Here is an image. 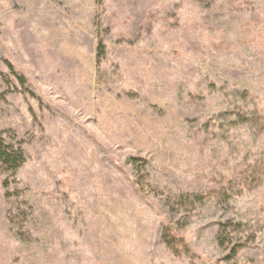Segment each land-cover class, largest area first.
I'll return each mask as SVG.
<instances>
[{"label": "rangeland", "instance_id": "rangeland-1", "mask_svg": "<svg viewBox=\"0 0 264 264\" xmlns=\"http://www.w3.org/2000/svg\"><path fill=\"white\" fill-rule=\"evenodd\" d=\"M1 93L0 264H264V0H0Z\"/></svg>", "mask_w": 264, "mask_h": 264}, {"label": "trees", "instance_id": "trees-1", "mask_svg": "<svg viewBox=\"0 0 264 264\" xmlns=\"http://www.w3.org/2000/svg\"><path fill=\"white\" fill-rule=\"evenodd\" d=\"M9 68L13 71L11 65H9ZM19 81H21L20 83L24 84V77H20ZM5 95L6 93L0 94V103L5 99ZM5 134V132L0 131V169L10 172H16L25 163L24 150L21 148V146L9 143L6 139ZM5 186H7L6 182ZM167 244L169 246L172 245V243L169 241L167 242ZM237 248L238 247L232 250V255H236V253L238 252Z\"/></svg>", "mask_w": 264, "mask_h": 264}]
</instances>
